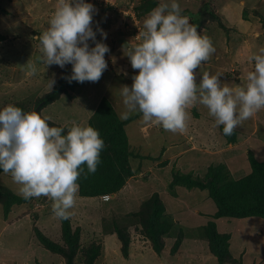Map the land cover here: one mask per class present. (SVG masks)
Masks as SVG:
<instances>
[{"label": "rangeland", "instance_id": "rangeland-1", "mask_svg": "<svg viewBox=\"0 0 264 264\" xmlns=\"http://www.w3.org/2000/svg\"><path fill=\"white\" fill-rule=\"evenodd\" d=\"M140 1L85 0L97 10L93 13V30L99 27L107 33L106 40L99 32L96 39L110 49L105 55L108 68L99 82H84L81 87L79 83L77 88H82V92L78 94L76 88L72 92L74 98L61 96L59 101L44 108L42 117H51L49 121L62 126L71 127V122L75 121L85 127L104 97L111 101L120 117V113L125 110L120 88L123 85L130 87L132 76L138 75V71L133 70L131 65H123V61H127L123 46L132 42L126 45L127 52L141 42L134 40L144 30L145 17L137 19L134 10ZM154 1L157 6L161 2L171 3V0ZM177 2L182 15L187 16L190 24L195 27L194 18L199 17L197 13L203 8L208 7V18H211L207 27L196 28L201 36L211 39L216 49L210 60L202 63L197 70V83L200 74L207 71L211 75L219 74L222 85L227 83L233 88L246 85L247 73L254 70L255 63L250 57L264 47V0ZM56 4L57 0H0V35L6 39L0 42V109L17 101L33 99L31 97L36 100L49 93L51 89L47 87L48 79L54 76L56 86L64 69L69 66L66 65L64 69L56 65L47 68L37 60L40 42L36 37L49 26L48 21ZM110 6L115 9H108ZM132 14L135 19H132ZM89 43L95 46L91 41ZM30 59L37 63L38 68L37 75L32 77L26 76L25 71L21 70V66L26 65ZM188 113L187 130L184 133H172L160 126L146 125L138 116L126 126L131 151L134 152L130 162L136 172L135 177L128 182L129 188L109 199L81 197L79 191L76 194L75 205L69 210L70 219L73 225L83 226L90 238L97 237L102 241L103 255L97 264H219L207 242L197 236V229L201 227H197L198 221L211 214L210 208L203 206L210 204L211 200H208L206 192L189 191L183 187L175 188L178 196L174 197L169 188L172 171L192 172L195 177L203 178L210 166L223 162L235 179L250 174L248 152L264 162V109L235 129L247 139L231 148L223 146L214 118L208 115L204 106L194 104ZM163 149L165 153L162 159L155 160ZM136 154L154 159L136 157ZM178 158L181 159L178 161ZM165 160L170 161L167 167L157 165ZM0 183L19 194L20 186L13 182L10 174H0ZM131 186L134 188L130 189ZM156 193L167 212L171 216L176 213L175 221L190 228V238L186 239L188 243L182 245L186 246L185 249L181 247L174 255L164 254V257H159L149 245L136 243L131 247L129 257L125 258L117 236L108 234L109 229L115 223H121L122 216L138 211L139 206ZM128 202L131 204L126 206ZM211 206L214 211L215 205L212 203ZM198 212L204 214L197 215ZM221 225L224 223L220 224V230L227 228H221ZM231 225L235 257L243 256L244 264H264V220H234ZM60 230L61 221L53 216L52 202L46 197L34 198L25 205L14 206L8 217L4 216L0 205V264H65L64 257L41 246L36 236L39 231L53 241L55 236H59Z\"/></svg>", "mask_w": 264, "mask_h": 264}, {"label": "clouds", "instance_id": "clouds-1", "mask_svg": "<svg viewBox=\"0 0 264 264\" xmlns=\"http://www.w3.org/2000/svg\"><path fill=\"white\" fill-rule=\"evenodd\" d=\"M96 11L85 0H57L49 26L36 37L40 42L38 62L47 68L72 65V75L63 77L70 84L99 82L108 68L105 55L110 49L96 39L97 32L105 40L107 33L92 27ZM131 16L135 19L134 14ZM143 28L134 38L140 43L127 52L125 47L132 42L123 46L138 75L132 76L130 87L120 88L125 109L121 120L135 114L146 125L184 133L188 109L199 104L214 118L216 127L223 126V135L231 136L244 121L264 109V47L250 57L255 63L254 70L247 73L246 85H222L219 74L207 71L200 74L197 83V70L216 49L211 39L201 36L182 15L177 0L159 3L145 17ZM21 70L26 76H35L37 63L30 59ZM55 83L53 76L47 87L52 90ZM50 119L11 104L0 109V170L20 186L19 195L24 200L46 197L52 202L53 216L68 220L79 191L78 180L82 174L87 178L96 173L105 142L91 126L72 121L64 134L65 128L50 126Z\"/></svg>", "mask_w": 264, "mask_h": 264}, {"label": "trees", "instance_id": "trees-1", "mask_svg": "<svg viewBox=\"0 0 264 264\" xmlns=\"http://www.w3.org/2000/svg\"><path fill=\"white\" fill-rule=\"evenodd\" d=\"M156 6L157 2L154 0L140 1L134 9L137 19L142 20ZM207 10L208 7L203 8L197 13L199 17L192 20L197 25L196 28L207 27V23L211 20L208 18ZM4 40H6L5 37L0 35V42ZM71 75L72 65L69 64L64 69L63 76L57 85L49 93L36 100H33L35 97H31L33 99L17 101L11 105L18 106L25 112L36 111L41 115L44 108L57 102L64 94L74 98L72 92L76 90L79 83L73 81L70 84L63 78ZM138 116L121 120L114 105L107 97L99 101L87 126L99 131L105 142V148L101 152V163L98 165L96 173L88 175L87 178L82 174L78 180L81 197L99 199L116 195L127 186L130 179L134 178L136 172L130 162L134 152L131 151L126 126L136 120ZM48 123L50 126L64 127V134L70 128L52 121H48ZM217 129L225 148L235 147L247 139L236 130L233 135L224 136L223 126L217 127ZM163 155L164 149L155 160H161ZM135 156L154 159L139 154ZM248 156L251 173L239 179L233 178L228 166L223 162L217 166H210L203 178L195 177L192 172L172 171L169 188L174 197L178 196L175 188L183 187L189 191L206 192L208 199L215 205V212L208 215L209 221L198 227L199 235L197 234V236L200 240L207 242L211 254L219 264H243V256L237 258L232 251L233 226L231 223L234 220L249 218L264 220V162L253 156L251 152H248ZM169 163L170 161H163L158 165L167 167ZM83 167L86 172V165ZM2 173L3 171L0 170V174ZM33 199L26 201L11 187L0 183V205L5 217L9 216L14 206L25 205ZM138 209L136 212L122 216L121 223H115L108 232V234L117 236L125 258L129 257L130 249L136 243L144 246L149 245L159 257H164V254L174 255L180 250L185 240L190 238V228L186 227V229L178 221H175V217L167 212L158 193L144 201ZM219 220H223V223L228 225L225 230H220ZM60 221V234L58 237L55 236L53 241L44 237L39 231L37 232L36 236L40 245L52 253L64 257L65 264H97L103 255L102 241L97 237L90 238L85 228L73 225L71 219ZM246 251L248 252L247 249ZM252 264H256V262Z\"/></svg>", "mask_w": 264, "mask_h": 264}, {"label": "crops", "instance_id": "crops-1", "mask_svg": "<svg viewBox=\"0 0 264 264\" xmlns=\"http://www.w3.org/2000/svg\"><path fill=\"white\" fill-rule=\"evenodd\" d=\"M126 59H127V61H123V63H124L123 65H125V66H129V65H131L129 59H128L127 57H126ZM113 67H114V66H113ZM110 69H111V67H109L108 70H110ZM129 69H130V68H129ZM129 71H130V70H129ZM108 72H109V71H108ZM81 86H82V84L80 83V87H81ZM77 90H78V94H79L80 92H82V88H77ZM63 96H67V95L64 94ZM63 96H62V97H63ZM59 100H60V99H59ZM59 100H58V101H59ZM190 138H191V137H190ZM182 151H184V150H182ZM164 153H165V150H164ZM184 153H185V152L181 153V155L184 154ZM203 153L205 154V152H203ZM182 158H183V157H182ZM180 159H181V158H180ZM180 159L178 158V161H179ZM165 161H166V160H165ZM157 165H158V164H157ZM128 186H129V183L127 184V186H126L123 190H125L126 188H129ZM132 188H134V187L131 186L130 189H132ZM179 188L181 189L182 187H179ZM123 190H122V191H123ZM122 191H121V192H122ZM202 193H203V192H202ZM111 197L113 198V196H111ZM175 199H176V198H175ZM177 199H179V198H177ZM208 200H209V199H208ZM201 201H203V202H205V203H208V201H205V200H202V199H201ZM209 203H210V204H207V205H205V206H203V207H206V206H207L208 208H210V210H211L210 213L213 214V213L215 212V210H214V211L212 210V206H211L212 203H211V201H209ZM130 204H131V202H128V203L126 204V206H129ZM202 205H203V204H202ZM200 213H201V212H198L197 215H199ZM201 214H204V213H201ZM175 215H176V213H174V216H175ZM197 215H196V216H197ZM179 217H180V216H179ZM203 217H204L205 219H202V220L198 221L199 224L197 225V227H198V226L205 225V224L209 221V219H210L209 216H203ZM218 223H219V224L223 223V220H219ZM223 226H226V227H227L228 225H225V224H224ZM223 226L221 225V228H222ZM259 233H260V232H259ZM185 243H188V240H186L183 244H185ZM185 247H186V246H183L182 248L185 249ZM181 250H182V249H181ZM244 256H245V255H244ZM259 263H260V262H259ZM259 263H258V264H259ZM243 264H244V262H243Z\"/></svg>", "mask_w": 264, "mask_h": 264}]
</instances>
